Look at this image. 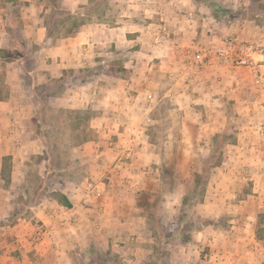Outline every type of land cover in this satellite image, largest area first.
Wrapping results in <instances>:
<instances>
[{
	"label": "rangeland",
	"instance_id": "rangeland-1",
	"mask_svg": "<svg viewBox=\"0 0 264 264\" xmlns=\"http://www.w3.org/2000/svg\"><path fill=\"white\" fill-rule=\"evenodd\" d=\"M35 1L27 24L44 25L53 0ZM82 5L69 4L74 19L55 16L51 37L35 44L22 27L9 30L15 6L0 0L7 57L24 73L5 76L0 53V264H264V66L197 67L189 57L195 45L238 36L264 65V0L203 2L212 32L194 38L179 22L204 13L189 19L171 0ZM129 20L132 33L93 43L87 66L47 81L61 78L47 55L69 28L74 36ZM58 192L77 212L58 204Z\"/></svg>",
	"mask_w": 264,
	"mask_h": 264
},
{
	"label": "crops",
	"instance_id": "crops-1",
	"mask_svg": "<svg viewBox=\"0 0 264 264\" xmlns=\"http://www.w3.org/2000/svg\"><path fill=\"white\" fill-rule=\"evenodd\" d=\"M18 2L19 6V13H20V19L22 21L21 26L19 27V30L21 29V32L23 33L24 36L28 35L32 38L33 42L35 44H38L39 42L43 41L46 37V29L45 25H28L29 20H26L27 15H31L34 17V14H36L37 10L39 9V4L35 0H16ZM87 0H61L63 8L66 10L70 11L73 9H69L68 5H73L77 6L85 4ZM191 6L194 9L195 12L198 13H204L205 17L201 16H196L195 20L187 21V24L184 23L183 21L179 22L178 18L179 16L177 14H174L172 21L173 22H179L180 26L185 25L187 28H185L186 31H188L189 35L188 38H194V35H201L203 31L207 32H212V29L209 28L207 21L209 20L210 16V8L208 6H204L202 4H197L191 0ZM181 7V6H180ZM178 7V8H180ZM184 7V6H182ZM177 10H175V13ZM127 25L126 26H120V25H115V26H108L106 24H100L96 23L94 25H89L87 27H84L83 29L79 30L74 36H69L62 38L60 40V44L56 45L54 47L49 48L48 55L47 57L51 58V62L53 66H56L57 69H75V68H81L84 66H87L91 60V57H94L98 55L97 53V46H96V51L92 50V44L93 43H101L102 45H107V42H115V40H120L122 37V33H132L130 32L132 29V26L130 25V20L126 21ZM189 23V24H188ZM183 28V26H182ZM128 29V30H126ZM184 29V28H183ZM104 34L103 36H100ZM133 35V34H131ZM206 36V32H205ZM209 36L208 38H210ZM139 36H130L129 34H125L124 40L129 42V43H135L136 41L139 40ZM8 47V38H7V32L3 29L2 24H0V49H5ZM45 51V50H44ZM46 57V56H45ZM46 57V58H47ZM48 60V58H47ZM264 65L260 64L259 67H263ZM4 71H5V76H7L10 80H12L13 76L15 77H20L21 74L24 75V73L19 69L15 61L11 62H5L4 63ZM21 72V73H20ZM51 77L53 78L54 76L51 74ZM0 79H1V73H0ZM197 80L203 81V77H198ZM199 85V83H197ZM200 86V85H199ZM7 105L6 101H0V108H4ZM91 186V184L89 185ZM91 193L95 195V197H98L101 193V190L97 187L92 188ZM93 195V196H94ZM93 197L94 199H96ZM71 207L66 208L68 213H75V206L73 202L68 198ZM98 207V206H97ZM98 213V212H97ZM102 238L101 235H99V240ZM255 242H259L258 237L256 238L254 235L252 237ZM96 240V238H95ZM249 250H247L248 252ZM128 253V252H126ZM134 253L130 252L132 255ZM188 253V254H187ZM185 253L184 250H179L178 253L175 254L178 256H187L189 254L194 255V252L192 250L189 252ZM226 253V252H225ZM260 255L264 254V246L261 248V250L258 251ZM41 255H45V252H43ZM172 254H170V257L172 258ZM226 257V254H224ZM223 256V257H224ZM190 257H187V260ZM182 259H184L182 257ZM134 258L129 257V262L131 264H136L134 263ZM193 261L195 259L193 258ZM188 264V263H187ZM222 264H227V260L225 259Z\"/></svg>",
	"mask_w": 264,
	"mask_h": 264
},
{
	"label": "built area",
	"instance_id": "built-area-1",
	"mask_svg": "<svg viewBox=\"0 0 264 264\" xmlns=\"http://www.w3.org/2000/svg\"><path fill=\"white\" fill-rule=\"evenodd\" d=\"M174 5L185 6L186 16L190 19L195 16V11L191 6V0H171ZM162 37L168 38L170 30L168 26L159 27ZM161 39L156 37L154 43H161ZM190 57L191 63L197 67L205 65H216L224 68H232L233 70L247 69L255 70L263 61V55L257 53L251 45L241 40L238 36H224L218 38L213 44L195 45L192 47ZM259 57V58H258Z\"/></svg>",
	"mask_w": 264,
	"mask_h": 264
},
{
	"label": "trees",
	"instance_id": "trees-1",
	"mask_svg": "<svg viewBox=\"0 0 264 264\" xmlns=\"http://www.w3.org/2000/svg\"><path fill=\"white\" fill-rule=\"evenodd\" d=\"M8 1H10L14 6H15V10L13 11L15 14H17V20H18V24H14V26L13 25H11V26H9V30L11 29V30H14V29H18L20 26H21V23L19 24V9L17 8V6H16V0H8ZM94 3V2H98V0H91V3ZM193 2H195V3H197V4H202L203 2H207V0H193ZM87 7L88 6H84V5H81V6H79V8L78 9H87ZM52 12H51V19H49L48 21H46L45 22V29H46V34H47V39L48 38H50L51 36H50V32H51V26H50V21L51 22H53L54 21V17L56 16L57 18L58 17H61L64 21H67V20H71V19H74V17H73V15H75L76 13H77V11L78 10H75V11H73V12H70V11H68V10H66L65 8H63L62 7V4H61V0H53V5H52ZM222 13H224V12H222ZM84 14L82 13L81 14V16H83ZM73 25H75V29L77 28H80L81 26H83V22H74L73 23ZM11 27V28H10ZM73 29L72 28H69L68 30H67V35L68 36H70V35H72V33H73ZM74 32H76V31H74ZM11 33H13V31L11 32ZM11 39H9V45H8V47L7 48H5V49H0V53H3L5 56V59H7V60H5V62H11V61H13V59H11V58H8L7 56L10 54V49L12 48V46H10L11 45ZM14 41V44L15 45H17V46H20L21 48L23 47V46H21V44H19L16 40H13ZM14 47V46H13ZM22 50H24V51H26L25 49H23L22 48ZM107 69H110V65H107ZM67 73V70H62V72H61V78H57V79H52V78H47V81H49V83H53V84H57L58 82H63V79H62V77L65 75ZM49 89H50V87H48L46 90L47 91H49ZM212 164V163H211ZM220 164H219V162H217V163H213V167L215 166V167H217V166H219ZM206 167V166H205ZM4 177V176H3ZM55 198H56V200H57V202H58V204H60L61 206H63V207H65V208H70L71 207V204H70V202H69V200H68V198L63 194V193H61V192H58L57 194H55ZM38 202H37V200H34L33 202H32V204L31 205H36ZM10 218H12V217H9V218H5L4 219V222H7L8 224H10V223H13V221H14V219L12 218V219H10Z\"/></svg>",
	"mask_w": 264,
	"mask_h": 264
}]
</instances>
